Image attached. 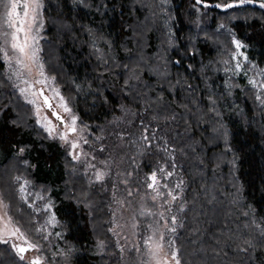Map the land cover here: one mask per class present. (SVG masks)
<instances>
[{
    "label": "trees",
    "instance_id": "16d2710c",
    "mask_svg": "<svg viewBox=\"0 0 264 264\" xmlns=\"http://www.w3.org/2000/svg\"><path fill=\"white\" fill-rule=\"evenodd\" d=\"M234 2L40 0V57L79 118L84 159L125 158L133 174L126 189L124 174L92 180L0 60V190L41 263L115 264L125 242L113 224L130 238L114 194L134 190L147 210L156 200L135 181L157 171L165 212L152 215L164 229L177 218L181 264H264V0L215 6ZM0 264L29 263L0 243Z\"/></svg>",
    "mask_w": 264,
    "mask_h": 264
},
{
    "label": "snow or ice",
    "instance_id": "6c2138e0",
    "mask_svg": "<svg viewBox=\"0 0 264 264\" xmlns=\"http://www.w3.org/2000/svg\"><path fill=\"white\" fill-rule=\"evenodd\" d=\"M252 2L253 0H235L234 3H226L224 5L217 4L215 6L232 8L238 6V4ZM0 3H4V0H0ZM4 6L6 7V12L4 14V23L7 25L8 29H11V32H0V37L3 38L2 42H0V60L8 61L9 67H11L12 61L14 60L15 63L19 66V68L27 69L29 73H31L30 64H35L38 68V75L40 77V79H38L35 83L46 86L49 83V78L44 73V65L42 63H39V47L37 37L32 34L33 25L36 23L38 17L37 10L41 7L40 0H6V4ZM260 6L264 8V2H262ZM20 8L23 9L22 14L20 11H18V9ZM234 43L237 49L242 47L240 41L237 40L234 41ZM9 48L12 50L13 55H9ZM239 55L243 54L239 53ZM245 59H247V57H245ZM241 67V63L237 62V64L235 65V69L239 71ZM262 72H264V70H262ZM15 75L21 76L22 73L17 70L15 72ZM25 83H29V88H20V92L21 94H26L30 92L33 98L28 100V102L30 104L37 105L36 114H40L41 108L37 101L39 97H42L43 105L49 109H52V115L61 125L64 126L65 131L59 133V139L64 141L65 143H69L71 145V148L74 150L79 148V142L77 140H70V134H76L78 131L82 132L83 129L77 128L78 117L72 114V110L67 106L65 98L60 95L59 89L53 88V97L50 98L49 96L44 94L43 87H41L38 91H31V83L28 81H25ZM249 83H251L253 86H256L257 82L255 80H250ZM260 87L264 88V83H261ZM56 97H59L58 107L62 108L65 113L69 114L68 121H65L64 117L61 116L60 113L53 108L51 99H54ZM25 98L27 99V96ZM257 98L259 99V97ZM261 103H264V101H261ZM42 119L45 121L42 126L45 128L46 131H48L50 135H52L55 132V126L52 125V121L49 120L46 116ZM144 139L147 140L148 137L145 136ZM19 151L22 153L24 149L21 148L19 149ZM72 158L78 160L80 159V156L79 154H76L73 155ZM88 166L94 167V165L91 164H89ZM158 171L160 173H163L164 169L161 168ZM104 175L105 173L103 172H97L96 180H103ZM167 175L172 176L173 173L168 172ZM148 179L151 181L148 184V187L152 188L156 192V195L153 196L152 199L156 200L162 195V193L159 191L161 185L157 175V171H153ZM15 180L20 181L21 177L17 176L15 177ZM29 183L30 181L24 180L23 183L20 184L19 191L21 194L26 192V186ZM180 186V184L176 185L177 188H179ZM164 187H167V185H164ZM168 195L171 196V201H167L169 205L172 201L178 199V197L174 195L172 191H169ZM38 198L43 199V197ZM22 199H26V197L22 195ZM47 207L50 208L51 205L49 204ZM7 208L8 205L5 204L3 198L0 197V210H2V212H0V243L10 244L12 249L17 253V255H19L20 259L24 260V254L33 249L38 251L39 245L28 240L25 232L21 230V227L16 224L12 216L8 214ZM141 214L143 215L145 213L142 212ZM158 215L161 218L164 217L163 212L158 213ZM49 222L54 223L55 217H51ZM170 222L173 226L171 228H168V231L170 233H175V225L177 224V218L175 216L170 217ZM133 227H135V225H133ZM37 231H40V229H37ZM112 231H115V229H113ZM262 231H264V229H262ZM155 237L156 232L154 231L153 235L147 237V239L144 241L145 245L148 248V255L150 257L149 264H172L173 261L174 264H181V261L178 257V250L174 249L173 247L174 242L171 240L167 241V246L170 250V255L168 253L161 255L165 247V234L160 233L158 239H156ZM14 238L15 240L19 241V243L12 242ZM29 264H41L40 257L34 258L32 261L29 262Z\"/></svg>",
    "mask_w": 264,
    "mask_h": 264
},
{
    "label": "rangeland",
    "instance_id": "374dc122",
    "mask_svg": "<svg viewBox=\"0 0 264 264\" xmlns=\"http://www.w3.org/2000/svg\"><path fill=\"white\" fill-rule=\"evenodd\" d=\"M5 4H6V0H4V3H0V32H3V31L11 32V29H8L7 25L4 23V21H5V15L4 14L6 12V7L4 6ZM18 11H20L21 14L23 13L22 8L18 9ZM37 11H38V17H39V9ZM38 17H37L36 23L33 25L32 34L37 37V42H38V47H39V53H38L39 63L43 64L42 59L40 57V46H39V40H40L41 35L37 29ZM2 39L3 38L0 37V42H2ZM8 51H9V55H13V52L10 48L8 49ZM3 61L5 63V67L8 71L7 73H8L9 78L12 80V83L19 90H20V88H29V83H25V81H28L32 85L31 91H38L41 87H43L44 93H46L51 98V97H53L52 89L56 88V89H59L60 95H62L65 98V96L63 95L59 86L57 84H55L53 79L48 76V74L45 72L44 69L43 70H44L45 75L49 78V83L46 86L35 83L38 79H40V77L38 75V68L35 64H30L31 73H29V71L27 69L19 68V66L15 63L14 60L12 61L11 67H9L8 61H5V60H3ZM17 70H19L22 73L21 76L15 75V72ZM26 96H27V99L25 98ZM23 97L26 101L33 98L31 96L30 92L23 94ZM51 101H52L53 105L55 106L54 108H56V110L64 116L65 120L68 121L69 120V114L65 113L62 108L58 107L59 97L51 99ZM37 102L41 108L39 115L36 114L37 105L29 103L34 108V116H35L36 123L39 126H41L42 129L45 130V128L42 126V124L45 123V121L42 118L46 116L49 120L52 121V125L55 126V132L52 135H50L48 133V131L45 130L47 132V134L50 135L51 137L56 138L58 141H60L62 144H64L66 147H68V149L70 150L69 152H71L73 154H79L80 159L84 160L86 167H87L86 171L88 172V174L90 175L92 180H96L97 172H103V173H105L104 179L100 180V181H102L104 183H108V184L111 182V184L115 185V182L112 183V181L113 180L115 181V179H116L115 175L124 174L122 181L124 182L125 186L119 184L118 187L123 188L122 186H124L125 187L124 189L129 188L126 186V184L129 183L126 175L132 176L133 174H132L131 164L129 162H127L125 158L122 159V158L117 157V158H115L116 160H114V161H111L109 159H102V158H98V160H92V159H88V158L84 159V157H83L84 148H82V150H81V147H83V145H84V142H83L84 138H83L82 133L80 131H78L76 134H70V140H77L80 144L79 148H77L75 150L72 149L71 145L69 143H65L64 141L59 139V133H62L63 131H65L64 126L56 123L54 116L43 105L42 97H39ZM65 102L67 103V106L72 110V114L76 115L73 111V108L71 107V105L68 103V101L66 99H65ZM79 126H80V124H79V118H78L77 128L81 129ZM89 164L94 165V167H89L88 166ZM117 168L120 169V172L116 171ZM163 173H164L163 175L165 177H167V174L165 173V171ZM150 176H151V174L149 175V177ZM146 181L147 182H142L141 180H136L135 183H140V184H142L141 186H144V187L146 186L150 190L151 196L152 197L155 196L156 192L152 188L148 187V184L151 181L149 179ZM114 189H115V187H114ZM136 190H137V188H136ZM133 191L134 190L131 191V194L128 197H124V198L122 197L123 199L121 198L119 203H118V197H117L116 193L114 194V203H113V209L112 210H113L114 214L116 215V217L118 215V219H120V217L122 216L121 219L124 218V221H126L127 228L129 230L128 237L130 238L128 241H124L123 239H121L120 235H119L121 233V230H119L118 226L113 224L116 237L119 236V241L125 242L124 246H126V247L123 246L124 248L122 247L123 250H122L121 258L118 259L115 262V264H149L150 257L148 255V248L145 245L144 241L147 239V237L153 235L154 231L156 232V237H155L156 239L159 238L160 233L165 234V247H164L161 255H164L165 253H168L170 255V250L167 246V241L170 238V236L168 234L169 231L167 228H165V229L163 228L164 224L161 221L162 219L159 221H156V219L152 215L154 213V214H156L157 217H160L158 215V213H160V212L164 213L165 212V208L162 205V204H164L165 200H157L156 199V204L155 203H152V204L148 203V209L146 210L145 209L146 204L144 205L143 203L139 202V199H137L135 197L136 193H134ZM159 191L161 193H164V191H161V190H159ZM125 194H127V193H125ZM128 194H129V192H128ZM164 195H165V193H164ZM0 197L3 198V201L6 204L7 202L5 201L4 195H2L1 190H0ZM149 205H153V206L149 207ZM175 210H176V208H175ZM0 212H2V210H0ZM121 212H123V213L120 214ZM142 212L145 214L142 215L141 214ZM148 213H152V214H150V216H148ZM8 214H9V212H8ZM124 221L121 222V225H123ZM139 221H140V224H138ZM133 225H135V227H133ZM139 225H142V226L146 225L147 226L146 231L138 230ZM21 230H22V228H21ZM136 231L139 232L138 236H136ZM28 240H29V238H28ZM170 240H171V238H170ZM12 242L19 243V241L15 240V238L13 239ZM10 247H11V245H10ZM120 251H121V249H120ZM17 256H19V255H17ZM24 256H25L24 260L28 261V263L36 257H41L39 252L35 249L26 252L24 254ZM41 264H44V263H41ZM172 264H174V261L172 262Z\"/></svg>",
    "mask_w": 264,
    "mask_h": 264
},
{
    "label": "water",
    "instance_id": "95a60500",
    "mask_svg": "<svg viewBox=\"0 0 264 264\" xmlns=\"http://www.w3.org/2000/svg\"><path fill=\"white\" fill-rule=\"evenodd\" d=\"M45 95H47V94L45 93ZM47 96H48V95H47ZM51 103H52V101H51ZM54 109L56 110V108H54ZM56 111H57V110H56ZM59 113H60V112H59ZM60 115L63 116L61 113H60ZM63 117H64V116H63ZM54 118H55V117H54ZM64 119H65V118H64ZM55 120H56V119H55ZM65 121H66V120H65ZM56 123H57V124H60L57 120H56Z\"/></svg>",
    "mask_w": 264,
    "mask_h": 264
},
{
    "label": "flooded vegetation",
    "instance_id": "af4514ba",
    "mask_svg": "<svg viewBox=\"0 0 264 264\" xmlns=\"http://www.w3.org/2000/svg\"><path fill=\"white\" fill-rule=\"evenodd\" d=\"M44 94H45V93H44ZM52 104H53V103H52ZM45 107H46V106H45ZM54 107H55V106L53 105V108H54ZM46 109L49 110V111L51 112V114H52V109H49V108H47V107H46Z\"/></svg>",
    "mask_w": 264,
    "mask_h": 264
}]
</instances>
